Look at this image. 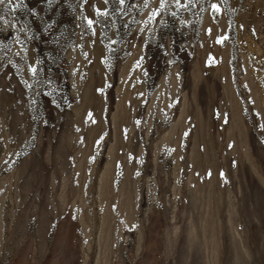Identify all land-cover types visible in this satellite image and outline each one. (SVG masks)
Listing matches in <instances>:
<instances>
[{"label":"rangeland","instance_id":"1","mask_svg":"<svg viewBox=\"0 0 264 264\" xmlns=\"http://www.w3.org/2000/svg\"><path fill=\"white\" fill-rule=\"evenodd\" d=\"M0 264H264V0L0 4Z\"/></svg>","mask_w":264,"mask_h":264},{"label":"snow or ice","instance_id":"2","mask_svg":"<svg viewBox=\"0 0 264 264\" xmlns=\"http://www.w3.org/2000/svg\"><path fill=\"white\" fill-rule=\"evenodd\" d=\"M9 2H11V0H9ZM4 3H5V0H0V4H4ZM17 6H19V5H17ZM89 23H91V21Z\"/></svg>","mask_w":264,"mask_h":264}]
</instances>
